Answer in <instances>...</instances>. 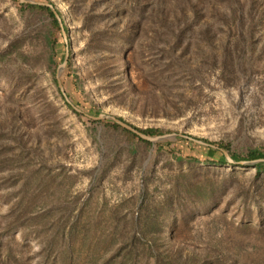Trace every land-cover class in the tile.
Instances as JSON below:
<instances>
[{"label": "rangeland", "instance_id": "1", "mask_svg": "<svg viewBox=\"0 0 264 264\" xmlns=\"http://www.w3.org/2000/svg\"><path fill=\"white\" fill-rule=\"evenodd\" d=\"M50 1L0 0V264H264V172L186 142L264 154V0Z\"/></svg>", "mask_w": 264, "mask_h": 264}, {"label": "trees", "instance_id": "2", "mask_svg": "<svg viewBox=\"0 0 264 264\" xmlns=\"http://www.w3.org/2000/svg\"><path fill=\"white\" fill-rule=\"evenodd\" d=\"M46 2L51 4L54 7L55 11L57 12L58 16L61 19L63 29L67 33V31H68L67 29L68 28L66 27V25L64 23V19H63L61 11L56 7V5L52 1L47 0ZM25 6L30 7V8H34V9H39V10H42L44 13H46L47 16L50 19V25L52 26V28L55 31H58V34L62 38V34L60 32V30H61L60 24H59V22L57 20V17L55 16V13H54V11H53V9L51 7L45 6V5L36 4V3H25ZM67 46H68V43L63 45L59 63H61L63 61V59H64L65 48ZM51 49H52V47H51ZM68 59H69V56H68ZM68 65H69V61L67 60L66 66H68ZM59 79H60V83L64 84L63 77H59ZM54 83L57 84L58 89H59V85L57 83V79H54ZM74 105H77V103H74ZM70 108L73 110L74 113L78 114L77 110L72 106V104H71ZM88 112H90L94 116H97L98 114L102 113V111L96 105H92L88 109ZM118 119L122 120L123 122L131 125L135 129H137V130H139V131H141V132H143V133H145L147 135H150V136L160 135V134H163V133L167 132V131H165V130H163L161 128H158V127H145V128L137 127L135 125L130 124L129 122L124 121L121 117H118ZM108 122L109 123H113L114 125L120 127L122 130H124L127 133L133 134L131 131H129L128 129H126V128L122 127V126H120L118 123L114 122L113 120H108ZM139 139L141 141H143L144 143H148V144L151 143L150 141H147V140L142 139L140 137H139ZM176 139H182V138L177 136ZM186 142H187V148H188L189 154H190V159L194 160L195 162L199 161V159H198L199 156H197V155L201 154V155H204V157H205L204 161L207 164L221 165V164L229 163L226 160L225 155L223 153V150H228V148L225 145H222L220 143H215L216 146L215 147H211V146H202L200 144L194 143L193 141H189V140H186ZM159 144L161 146L159 148H161V149H164V150L165 149L166 150H170L171 149L169 142L165 141V142H161ZM180 151H182V149H180ZM229 155L234 160V163H237L239 160H241V158L235 153H229ZM258 158H264V154L260 153L257 150H252V151L249 152V155H247V158H245V159L246 160H253V159H258ZM253 166H254V168L256 169V171L258 173L259 172H264V160H260V161L255 162L253 164ZM144 193H145V190L142 189L141 192H140L142 198H144V195H145Z\"/></svg>", "mask_w": 264, "mask_h": 264}, {"label": "water", "instance_id": "3", "mask_svg": "<svg viewBox=\"0 0 264 264\" xmlns=\"http://www.w3.org/2000/svg\"><path fill=\"white\" fill-rule=\"evenodd\" d=\"M22 1H23V0H22ZM25 1H27V2H29V3H36V4H40V5H45V6H49V7H51V8L53 9L54 13H55V16L57 17V20H58L59 24H60V27H61L62 33H63V35L65 36V31H64V29H63L61 19H60V17L58 16L57 12L55 11L54 7H53L51 4H49V3H47V2H42V1H32V0H25ZM67 60H68V51L66 50V52H65V56H64V59H63L62 63L59 64V66H58V70H60V69H62L63 67H65V65H66V63H67ZM56 79H57V83H58V85H59V88H60V90L62 91V86H61V83H60L59 75L56 76ZM63 95H64V93H63ZM75 109H76L77 111H79L77 108H75ZM89 116H90V115H89ZM90 117H91V116H90ZM102 117H108V115H106V114H104V113H100V114H98L97 116H93L92 118H94V119H98V118H102ZM111 119H112L114 122L118 123L120 126L126 128V129H128L129 131H131L132 133L136 134L138 137H140V138H142V139H145V140H147V141H150V142H155V141H157V140H161V139H164V138H166V137H170V136H177V135H180V134H178V133H163V134H160V135L150 136V135H147V134H145V133H143V132H141V131L135 129V128L132 127L131 125H129V124L123 122L122 120H120V119H118V118H116V117H111ZM187 138H190V139H192V140H194V141H196V142H199V143H204V142H202L201 140L194 139V138H191V137H188V136H187ZM204 144H206V145H208V146H211V147H215L213 144H210V143H204ZM223 153H224L225 158H226V160H227L228 162H232V163H234V160L230 157V155H228V153H227L226 151L223 150ZM260 160H264V158H258V159H253V160H241V161H238L237 163H240V164H241V163H255V162L260 161Z\"/></svg>", "mask_w": 264, "mask_h": 264}]
</instances>
